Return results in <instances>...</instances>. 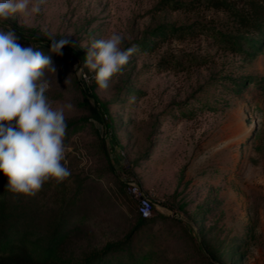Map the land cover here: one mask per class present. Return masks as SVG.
Listing matches in <instances>:
<instances>
[{"label":"rangeland","instance_id":"obj_1","mask_svg":"<svg viewBox=\"0 0 264 264\" xmlns=\"http://www.w3.org/2000/svg\"><path fill=\"white\" fill-rule=\"evenodd\" d=\"M192 1L46 0L34 19L0 21V31L10 25L45 40L16 33L22 46L51 57L52 106L72 105L62 161L70 176L46 182L18 207L33 236H49L59 220L71 264L107 243L105 259L119 264L144 251L153 255L148 264H264V105L256 85L241 84L244 75L264 79V37L253 57L224 51L207 34L231 28L226 12L202 3L173 8ZM199 24L206 31L192 37L161 34ZM113 33L136 52L100 90L86 55ZM65 38L62 55L50 51L52 39ZM188 54L205 61L191 64ZM88 88L106 108L107 128L83 96ZM127 183L152 202L142 223ZM126 235L127 243L115 244Z\"/></svg>","mask_w":264,"mask_h":264},{"label":"clouds","instance_id":"obj_2","mask_svg":"<svg viewBox=\"0 0 264 264\" xmlns=\"http://www.w3.org/2000/svg\"><path fill=\"white\" fill-rule=\"evenodd\" d=\"M46 0H0V21L20 18L27 22L42 11ZM11 26L0 31V172L8 190L33 197L48 181L62 182L70 170L65 159L66 109L56 108L46 96L50 83L45 70L55 71L51 57L18 43ZM123 37L113 33L95 40L88 49L85 66L94 73L98 89H107L121 73L136 48L121 47ZM69 39H52L50 51L62 55Z\"/></svg>","mask_w":264,"mask_h":264},{"label":"trees","instance_id":"obj_3","mask_svg":"<svg viewBox=\"0 0 264 264\" xmlns=\"http://www.w3.org/2000/svg\"><path fill=\"white\" fill-rule=\"evenodd\" d=\"M195 3H202L204 6L221 9L225 11L227 22L231 24L229 30H217L209 28L207 34L214 44L220 49L240 54L245 57L255 56L261 47V38L264 37V0H245L243 5L235 7L227 2V0H194L188 3H174L173 8L190 9ZM206 26H178L167 27L161 34L173 36L176 38L192 37L205 29ZM15 30V28H12ZM15 32L24 38H31L45 42L42 38H35L26 34ZM148 49V48H145ZM189 63H202V56H194L188 54ZM174 57V56H172ZM171 57V58H172ZM165 58V57H164ZM170 59H162L160 65L170 63ZM234 82V81H233ZM93 83L90 87L93 88ZM242 85L253 84L258 87V97L264 105V79L252 75H244L242 77ZM83 96L92 99L94 106L92 107L93 115L98 121H101L104 128H107V123L103 120L102 114L106 108L100 102L95 93L88 89H83ZM7 177L0 172V264H71L62 251V243L65 241L66 234L62 233V227L59 220L54 217L56 229L49 236H33V227L27 224H21L19 220L18 207L21 197L11 193L8 188ZM45 185V184H44ZM62 192V188L58 190ZM57 196L55 192L53 194ZM25 199L28 197H24ZM58 214L57 218H60ZM149 218H142L138 213V223H142ZM128 235L120 243L128 242ZM114 244V245H115ZM107 243L98 252H93L84 257L79 264H119L111 260L110 256H105L109 253L110 246ZM153 255L149 251H144L140 256H134L132 253L129 257L132 259V264H148V260ZM103 258L105 260H103Z\"/></svg>","mask_w":264,"mask_h":264},{"label":"built area","instance_id":"obj_4","mask_svg":"<svg viewBox=\"0 0 264 264\" xmlns=\"http://www.w3.org/2000/svg\"><path fill=\"white\" fill-rule=\"evenodd\" d=\"M127 189L138 199V213L142 218H150L152 216V202L147 197L142 195L133 183H127Z\"/></svg>","mask_w":264,"mask_h":264}]
</instances>
